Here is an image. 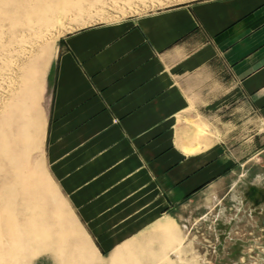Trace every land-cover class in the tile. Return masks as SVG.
Listing matches in <instances>:
<instances>
[{
    "label": "crops",
    "instance_id": "1",
    "mask_svg": "<svg viewBox=\"0 0 264 264\" xmlns=\"http://www.w3.org/2000/svg\"><path fill=\"white\" fill-rule=\"evenodd\" d=\"M59 45L38 151L74 231L100 260L173 249L189 206L264 151V0H184Z\"/></svg>",
    "mask_w": 264,
    "mask_h": 264
},
{
    "label": "rangeland",
    "instance_id": "2",
    "mask_svg": "<svg viewBox=\"0 0 264 264\" xmlns=\"http://www.w3.org/2000/svg\"><path fill=\"white\" fill-rule=\"evenodd\" d=\"M182 2L0 0V264H264V151L257 144L237 158L229 189L189 206L173 249H115L101 253L104 260L94 249L79 256L86 246L43 167L44 78L61 40Z\"/></svg>",
    "mask_w": 264,
    "mask_h": 264
},
{
    "label": "bare ground",
    "instance_id": "3",
    "mask_svg": "<svg viewBox=\"0 0 264 264\" xmlns=\"http://www.w3.org/2000/svg\"><path fill=\"white\" fill-rule=\"evenodd\" d=\"M83 251L86 252V253L88 254L87 256L90 257V253H91V252H90L88 249H86V250H80V251H79V256H81V258H82V255H83ZM86 253H85V254H86ZM87 256L85 255V256H83V258H87Z\"/></svg>",
    "mask_w": 264,
    "mask_h": 264
}]
</instances>
